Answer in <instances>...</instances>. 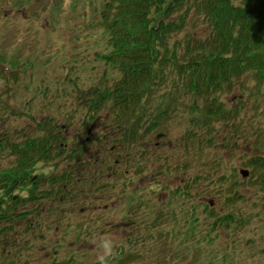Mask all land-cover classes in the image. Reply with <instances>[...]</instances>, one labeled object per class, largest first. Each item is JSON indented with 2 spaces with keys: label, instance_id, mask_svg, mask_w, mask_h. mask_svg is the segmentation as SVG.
I'll list each match as a JSON object with an SVG mask.
<instances>
[{
  "label": "rangeland",
  "instance_id": "obj_1",
  "mask_svg": "<svg viewBox=\"0 0 264 264\" xmlns=\"http://www.w3.org/2000/svg\"><path fill=\"white\" fill-rule=\"evenodd\" d=\"M105 1L0 0V170L15 164L7 143L40 135L37 121L46 116L64 124L68 142L82 136L90 141L106 130L98 124L89 132L69 106L74 94L71 80L86 90L105 77L120 75L100 58L107 50L100 21ZM190 21L195 25L189 24L185 31L206 38L209 29L202 17L195 15ZM3 65L7 72H2ZM175 82L177 77L167 80L166 91ZM254 84L251 79L244 84V93L237 85L224 95L231 106L239 95L246 99L238 117L244 131L227 134L222 125L211 147L198 144L194 151L187 144L190 112L179 107L181 112L168 120L160 138L153 133L142 146L127 150L123 145L108 154L112 160L124 159L117 174L101 175L85 164L79 173L82 187L74 188L68 203L48 194L58 184H39L44 198L18 207V212H29L34 232L25 231L24 221L20 222V242L9 248H20L21 264H52L72 255L90 264L104 255L100 245L108 238L112 252L124 247L134 253L127 264H264V190L249 181L252 167L247 165L255 154L247 142L256 138L254 130L264 127V99L257 100L253 89L249 91ZM92 147L99 150L100 159L106 156L102 142L94 140ZM67 164L38 161L32 178L62 174ZM243 168L249 169L248 176L240 173ZM234 183L236 194L231 189ZM14 193L27 197V186ZM129 197L144 202L130 206ZM208 205L222 215L234 211L238 221L215 227L208 235L216 216H208Z\"/></svg>",
  "mask_w": 264,
  "mask_h": 264
},
{
  "label": "trees",
  "instance_id": "obj_2",
  "mask_svg": "<svg viewBox=\"0 0 264 264\" xmlns=\"http://www.w3.org/2000/svg\"><path fill=\"white\" fill-rule=\"evenodd\" d=\"M195 15L208 26L204 39L185 31L189 24L195 25L190 21ZM100 21L107 50L97 56L100 54L120 75L105 77L86 90L71 80L74 94L69 106H73V116H81L80 122L88 131L92 124L104 125L106 130L93 139L102 142L106 156L98 157L93 139L87 142L82 136L68 142L64 124L48 116L37 121L40 135L7 143L16 159L15 167L0 170V264H21L20 248L12 250L9 246L20 242L18 218L25 217V231L34 232V224L28 222L29 212H18V207L44 198L39 184H58L57 189H46L48 194L59 203H68L74 188L82 187L75 177L85 163L90 169H99L101 175L119 172L117 160L108 156L113 152L109 144L129 146V150L142 146L151 134L162 133L168 120L183 107L190 112L187 144L191 143L194 151L198 144L211 147L217 143L222 125L227 134L244 131L238 117L246 99L239 95L231 106L224 96L227 92L238 85L244 93V84L253 79L255 84L249 91L253 89L257 100L264 99V0H241L239 4L234 0H106ZM173 77L177 82L166 91L164 84ZM62 91L66 93V87ZM252 134L256 138L247 142L255 151L247 161L252 167L249 181L264 190V155L260 153H264V127L259 126ZM54 160H66L65 171L49 176L41 173L40 180L34 181L31 174L36 163ZM22 185L27 186V197L14 193ZM128 202L135 203L131 197ZM207 207L208 216L216 213L210 233L215 227L238 221L234 211L222 215ZM133 254L119 248L107 257L106 264H127ZM52 264L85 263L72 255Z\"/></svg>",
  "mask_w": 264,
  "mask_h": 264
},
{
  "label": "clouds",
  "instance_id": "obj_3",
  "mask_svg": "<svg viewBox=\"0 0 264 264\" xmlns=\"http://www.w3.org/2000/svg\"><path fill=\"white\" fill-rule=\"evenodd\" d=\"M100 247L103 249L104 255L98 257V264H106V258L110 256L113 251L112 241L108 238H104Z\"/></svg>",
  "mask_w": 264,
  "mask_h": 264
},
{
  "label": "water",
  "instance_id": "obj_4",
  "mask_svg": "<svg viewBox=\"0 0 264 264\" xmlns=\"http://www.w3.org/2000/svg\"><path fill=\"white\" fill-rule=\"evenodd\" d=\"M241 173H242L244 176H248V175H249V170H248V169H241Z\"/></svg>",
  "mask_w": 264,
  "mask_h": 264
}]
</instances>
